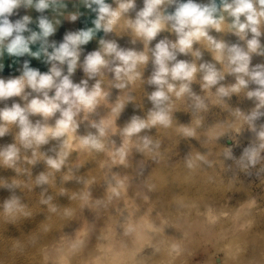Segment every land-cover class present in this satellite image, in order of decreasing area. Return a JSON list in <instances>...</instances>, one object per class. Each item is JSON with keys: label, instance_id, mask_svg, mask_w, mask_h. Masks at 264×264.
Listing matches in <instances>:
<instances>
[{"label": "rangeland", "instance_id": "1", "mask_svg": "<svg viewBox=\"0 0 264 264\" xmlns=\"http://www.w3.org/2000/svg\"><path fill=\"white\" fill-rule=\"evenodd\" d=\"M73 1L65 5L67 9L74 8L76 11L65 15L69 17L73 13H79L75 22L62 19L66 11L48 13L45 10L40 13L23 7L17 11L18 15L24 12L32 17L29 25L32 31H39L38 19L41 16L52 21L56 32L48 40L50 43L56 42L57 45L70 32L93 29V38L88 44L81 46L80 63L87 54L100 50L102 39L114 40L126 50L144 51L150 59L138 69L142 73L141 78L130 82L125 89L115 88L117 81L108 69H103L101 75L88 79L82 68H77L72 76L75 83L88 79L89 87H92L99 80L102 91L107 90L110 98L108 101L99 102V106H105V114L81 112L77 116L79 127L75 133H69L71 139L68 140L70 142L67 141L70 145H67L70 147L64 144L66 148H63L62 145L67 137L63 138V142L60 138L62 146L58 139L51 138L47 144L28 148V152L22 146L19 136H14L11 131H8V136L0 137V148L13 143L19 149L22 147L19 152L21 159H18L20 163H16L22 172L19 167L7 169V166L4 168L5 165H1L6 170H2L5 172L3 178L6 179L0 180V184L16 185L13 184L15 187L11 189L0 187V196L3 195L0 202L5 200L0 203V209L13 197L18 198L19 205L15 211L11 210L12 213L4 208L8 213L7 218H4L8 226L1 219L3 214L6 216L3 212L5 210L0 211V225L2 223L4 226L0 227V264H54L46 256L61 257L65 254L69 259L65 258L64 262L58 264H82L90 252H96L102 246L103 249L111 248V235L117 237L119 234L129 238L137 237L134 245L129 247L133 251L131 256L135 258L129 259L125 264H212L211 260L215 255L230 259L231 264H264V161L249 170H245L240 164L244 148L257 143L256 132L244 121V116L256 105L254 100L247 98L246 92L256 86L249 85L248 89L239 93L221 97L218 89H230L236 83L235 76L225 71L226 61H217L206 42H198L193 45V51H201L199 60L191 53L180 54L177 59L195 63L197 66L201 63L214 64L224 74V79L215 86L205 87L203 73L198 71L190 84L191 93L179 97L175 92L168 93V122L152 124L154 106L149 96L156 88L147 82L154 71L150 49L161 39L167 38L175 42V33L162 31L149 44L135 37L126 26L127 20L135 18V11L143 7V1L140 0H136L138 7L134 11L120 18L118 27L115 26L111 33L96 31V13L87 8L82 0ZM106 2L116 6L114 0ZM196 2L207 3V0ZM169 11H174V7H170ZM57 20L59 24L55 23ZM29 34L25 33L26 36ZM210 34L228 44H244L227 31L218 33L211 30ZM260 39L264 45V35ZM30 49L32 52L39 51L40 42L30 45ZM25 61L41 73L48 72L51 67L45 62L46 57L43 54L39 58L29 54L15 57L4 52L0 55V65H3L0 78L7 80L21 76ZM262 63L264 56L254 54L251 65ZM64 67L66 74V66ZM176 84L178 90L179 82ZM25 91L31 92L30 89ZM52 94L54 93H50ZM129 96L132 99L125 100L123 109L115 112L116 104ZM13 102L21 103V106L27 104L21 97H11L0 101V108L11 106ZM198 103L201 104L199 108L196 107ZM109 113L112 116L108 117ZM133 117H139L148 126L137 134L127 136L123 129L130 124ZM88 118L90 127L86 131L84 125ZM30 119L33 123H44L38 114ZM100 122L107 124L105 136L100 137L103 149L83 146L80 143L81 138L90 133L97 134V129L92 125ZM261 124H264V118L256 122L257 129ZM108 126H112L113 134ZM217 134L230 137L231 144L220 141L219 137L216 139ZM8 137H14L17 142H8ZM146 140L149 141L147 147ZM121 149L126 153L123 160L118 154ZM228 149H231V158L225 155ZM64 151L68 152V156L60 169L47 163L48 159H59L60 153ZM41 175L48 177L44 185L36 182ZM3 193H6L5 197ZM143 215L150 218L151 222L147 225L146 232L122 228L126 223ZM227 241L238 245L234 249V263L233 255L220 248ZM53 242V249L51 247L44 252L43 247ZM13 252L18 254L17 259L21 258L23 261H7L8 255L12 256ZM63 252L65 253L62 254ZM165 259L169 261L165 262Z\"/></svg>", "mask_w": 264, "mask_h": 264}, {"label": "clouds", "instance_id": "2", "mask_svg": "<svg viewBox=\"0 0 264 264\" xmlns=\"http://www.w3.org/2000/svg\"><path fill=\"white\" fill-rule=\"evenodd\" d=\"M82 2L96 13L95 30H103L105 33H111L122 16L136 9V0H114L115 7L106 0ZM21 7L43 13L46 9L55 10L66 5L64 0H0V55L6 52L15 57L29 54L39 58L43 54L46 57L45 62L51 65L48 72L41 73L25 61L21 76L7 80L0 78V101L11 97H21L27 101L25 106L13 102L11 106L0 108V137L8 133V124H15L19 128L22 146L28 149L33 145L47 144L50 138L69 137V133H75L79 127L77 116L81 112L92 113L99 102L108 96L107 92L102 91L101 81L97 80L89 87L88 79L95 78L102 74L103 69H108L117 81L115 88L125 89L130 82L141 78L142 73L138 69L149 62L150 56L144 51L121 48L114 40L102 39L100 50L87 54L80 63L81 46L88 44L93 38V29L70 32L58 45L56 42L50 43L48 38L56 32V27L47 17L41 16L38 19V32L29 28L32 23L29 15L15 21L10 19L13 15H18L17 10ZM170 7H174V11H169ZM78 16L79 13H73L69 19L75 22ZM55 23L60 22L57 20ZM127 27L145 44L151 43L166 30L175 33L177 37L175 42L167 38L161 39L150 49L154 71L147 82L156 88L149 96L154 106L152 124L168 122V93L175 92L178 97L191 93L190 84L198 71L203 73L205 87L215 86L224 79V74L214 64L201 63L197 66L195 63L177 59L180 54L191 53L199 60L202 53L199 49L193 51V45L204 41L215 54L217 61H226L225 71L236 79L230 89H218L221 97L239 93L248 89L249 85L256 86L246 92L247 98L254 100L256 105L244 116V121L256 132L257 143L244 148L240 164L245 170H249L264 161V124L258 129L256 127V122L264 118V63L251 65L254 54L264 56V45L260 39L264 35V0H207V3H197L196 0H143V7L135 11V18L127 20ZM211 30L218 33L230 32L244 44L241 46L218 40L210 34ZM25 33L30 34L26 36ZM37 42H40V50L32 52L30 45ZM49 48L52 50L49 51ZM78 67L82 68L88 79L75 83L72 76ZM2 68L3 65H0V70ZM176 82H179L178 90ZM25 89H30L31 92H26ZM33 93L36 95L29 99ZM131 99L130 96L122 99L116 104L114 111L122 110L125 100ZM196 99L199 100V97ZM200 106L199 103L196 105L197 108ZM57 113L59 117L53 126H49L47 121ZM37 114L43 117L44 123L32 122L30 117ZM147 126L144 120L133 117L123 133L131 136ZM92 127L97 129V134L90 133L81 138L80 143L101 150L104 145L100 137L105 136L107 124L94 123ZM148 143L146 140L145 147ZM64 144L67 146V140ZM19 152L20 149L15 144L0 148V164L14 168ZM118 154L121 160L126 155L123 149ZM225 155L231 158V149ZM67 156L68 152L64 151L60 153L59 159H48L47 163L60 169ZM47 180V176L41 175L36 182L43 184ZM0 187L11 189L14 185L0 184ZM18 205L19 200L16 197L5 202V208L9 211Z\"/></svg>", "mask_w": 264, "mask_h": 264}, {"label": "bare ground", "instance_id": "3", "mask_svg": "<svg viewBox=\"0 0 264 264\" xmlns=\"http://www.w3.org/2000/svg\"><path fill=\"white\" fill-rule=\"evenodd\" d=\"M141 2L143 1V0H140ZM65 2V4H67L68 2H70V3H72V1H64ZM140 3V2H139ZM143 4V3H142ZM143 6V5H142ZM136 7H138V6H136ZM142 8V7H141ZM59 10H57V9H53V8H49V9H46L47 10V12L48 13H51V12H59V11H66L63 15H62V19H64L66 22H68V19H69V17L67 16V15H65V14H68L69 12H73V11H76V9H74V8H72V9H67L66 7L65 8H58ZM138 9V8H137ZM137 11V10H136ZM24 15H26V13H24V12H20V14L18 15V17H10V19H13V18H17V19H19L20 17H22V16H24ZM81 18H82V16H81ZM117 27H118V23H117V25H116ZM120 27V26H119ZM122 27V26H121ZM127 27V26H126ZM121 29V28H120ZM127 29H128V27H127ZM126 29H125V27H124V31H125ZM128 31V30H127ZM130 31H128V33H129ZM108 34V33H107ZM127 34V33H126ZM125 34V35H126ZM133 34V33H132ZM123 36V35H122ZM128 36V35H127ZM125 38V37H124ZM126 39V38H125ZM123 41V40H122ZM121 41V42H122ZM126 41V40H125ZM127 41H129V40H127ZM125 44V43H124ZM130 46H132V45H130ZM136 46V45H135ZM128 47V46H127ZM134 47V46H133ZM137 47V46H136ZM135 48V47H134ZM140 50V49H139ZM148 75V74H147ZM5 76H6V74H5ZM4 79V78H3ZM81 81V80H80ZM104 92H107V90H105ZM36 95V94H35ZM34 94H32V96H30L31 98L33 97V96H35ZM112 95H115V94H112ZM109 95L103 100V102H105L106 100L108 101L109 100ZM21 104V103H20ZM9 106V105H8ZM23 106V105H22ZM105 106H99V104L97 105V107H96V109L93 111V113H95L96 115H102V114H105V108H104ZM107 114V113H106ZM110 116H112V114L111 113H109L108 114V117H110ZM59 117V114L57 113L56 114V116H54V117H52V118H50L48 121H47V123H48V125L49 126H53L54 125V123H55V120L57 119ZM40 120L42 121V122H44V119H43V117H41L40 116ZM40 122V121H39ZM7 127H8V131H11L12 133H14L13 135L15 136V135H17V136H19V128H17L14 124H8L7 125ZM84 127H85V130L86 131H88L89 130V127H90V125H89V118L87 119V122H86V124L84 125ZM108 130L113 134L114 133V130L112 129V126H108ZM242 133H244V131H241ZM10 133V132H9ZM241 133V134H242ZM11 134V133H10ZM7 135V134H6ZM8 136V135H7ZM16 136V137H17ZM70 136V135H69ZM79 136V135H78ZM219 137V139H220V141H224V143H227L228 145H230L231 144V142H232V139L230 138V137H222V136H220V135H218V136H216V139ZM9 138V137H8ZM69 137H67V141L68 140H70L71 139V137L68 139ZM81 138V137H80ZM18 139V138H17ZM51 139V138H50ZM219 139L217 140V141H219ZM8 140V139H7ZM13 140V142L15 141V142H17V140L16 139H14V137H12V138H9V140H8V142H10V141H12ZM60 139H58V142H59V144H60V141H64V139L62 138L60 141H59ZM56 141V140H55ZM2 142V141H1ZM7 142V141H6ZM68 142H70V141H68ZM57 143V142H56ZM71 143H72V141H71ZM2 144V143H1ZM14 144V143H13ZM58 144V145H59ZM68 145H70L69 143H67ZM3 145V144H2ZM1 145V146H2ZM17 145V144H16ZM61 145V144H60ZM63 146H64V143L62 144ZM61 145V146H62ZM67 145V146H68ZM5 146H7V144L5 145ZM35 146V145H34ZM60 146V147H61ZM36 147V146H35ZM68 147H70V146H68ZM22 148V147H21ZM20 148V149H21ZM38 148V147H37ZM36 148V149H37ZM63 148H66L65 146L63 147ZM62 148V149H63ZM24 149V148H23ZM22 149V150H23ZM36 149H34V150H36ZM28 150V152L30 151L29 149H27ZM66 150V149H65ZM25 151V150H24ZM32 151V150H31ZM37 151V150H36ZM33 152H35V151H33ZM32 152V153H33ZM22 154V153H21ZM31 155V154H30ZM20 157V156H19ZM19 159H21V158H19ZM19 163H20V161H18ZM1 165L2 164H0V168H1ZM4 167V166H3ZM15 167H17V166H15ZM14 167V168H15ZM19 167V166H18ZM17 167V168H18ZM4 168H6V166L4 167ZM22 168V167H21ZM7 169H8V167H7ZM16 169V168H15ZM1 171H0V180H4V179H6V178H3L4 176L3 175H5L4 173V171H6V170H4V169H0ZM2 170H4V171H2ZM11 170V169H10ZM14 170V169H13ZM19 170L21 171V169H20V167H19ZM42 170V169H41ZM12 171V170H11ZM16 171V170H15ZM14 171V172H15ZM19 171V172H20ZM25 171V170H24ZM30 171V170H29ZM7 172H8V170H7ZM22 172V171H21ZM11 173V172H10ZM7 174V173H6ZM21 174V173H20ZM19 174V175H20ZM2 175V176H1ZM26 175V174H25ZM28 175V174H27ZM8 176V175H7ZM192 176H193V174H192ZM10 177V176H9ZM54 177V176H53ZM28 179V178H27ZM55 179V178H54ZM186 179H188V178H186ZM4 184H6V183H4ZM11 184H14V183H11ZM33 184V183H32ZM32 184H30V185H32ZM189 184V183H188ZM187 184V185H188ZM14 185H16V184H14ZM34 185V184H33ZM42 185H44V183L42 184ZM47 185V184H46ZM180 185V184H179ZM39 186V185H38ZM15 187V186H14ZM25 188H26V186H24ZM16 188H17V186H16ZM18 189V188H17ZM31 189H32V187H31ZM37 189V188H36ZM39 189V188H38ZM13 190H14V188H13ZM154 191V190H153ZM0 192H2V191H0ZM3 192H5V191H3ZM102 192V191H101ZM32 193V192H31ZM4 194V193H3ZM6 194V193H5ZM5 194H4V197H5ZM82 194V193H81ZM31 195V194H30ZM52 195V194H51ZM1 196H3V195H1ZM1 196H0V199H1ZM160 196V195H159ZM7 197V196H6ZM30 197V196H29ZM29 197H28V199H29ZM32 197V196H31ZM25 198V197H24ZM4 199V198H3ZM27 199V198H26ZM139 199V198H138ZM142 200V199H141ZM2 201H5V200H2ZM1 201V202H2ZM30 201V200H29ZM0 202V203H1ZM126 202H127V200L125 201V203L124 204H126ZM87 203H89V202H86V204ZM139 202H137V204H138ZM5 204V203H4ZM3 204V208H1L0 209V211L2 212L3 210L2 209H4L5 208V205ZM188 204V203H187ZM2 204H0V206H1ZM139 205V204H138ZM141 205H144V204H141ZM147 205H149V204H147ZM147 205H146V207H147ZM24 206V205H23ZM39 206H40V204H39ZM130 206V205H129ZM49 207V206H48ZM152 207V206H151ZM46 208V207H45ZM140 208V207H139ZM144 208V207H143ZM187 208V207H186ZM6 209V208H5ZM4 209V210H5ZM22 209V208H21ZM38 209V208H37ZM181 210V209H180ZM8 211V210H7ZM13 211H15V209H13ZM147 211V210H146ZM3 212H5V214H6V216L3 214V218L1 217V219L5 222L6 220H4V218H7V212H6V210L5 211H3ZM11 212V211H10ZM19 212V211H18ZM12 213V212H11ZM14 213H16V212H14ZM0 214H2V213H0ZM10 214V213H9ZM39 214V213H38ZM41 214V213H40ZM11 215V214H10ZM9 215V216H10ZM146 215V214H145ZM145 215H143V216H138L137 218H135L132 222H128V223H126L122 228L123 229H125V230H128V229H131L132 231H136V232H140V231H142V230H145V232H146V229H147V225L148 224H150L151 222H150V218H148L147 216H145ZM36 216V215H35ZM34 216V217H35ZM152 216V215H151ZM151 216H149V217H151ZM23 217V216H22ZM22 217H20V219L22 218ZM153 217V216H152ZM0 219V220H1ZM4 224H6V222L4 223ZM7 224H8V222H7ZM6 224V225H7ZM8 226V225H7ZM0 227H4V226H2V223H1V225H0ZM71 227V226H70ZM204 227H205V225H204ZM5 228H6V231H8L7 230V227L5 226ZM77 228V227H76ZM70 229V228H69ZM4 230V229H3ZM72 230V229H71ZM165 230H166V228H165ZM163 232V231H162ZM160 233V232H159ZM166 233V232H165ZM130 234H132L131 232H130ZM167 234V233H166ZM169 234V233H168ZM135 235V234H134ZM170 235V234H169ZM130 236H133V235H130ZM136 236H137V234H136ZM154 237V236H153ZM155 237H157V235H155ZM154 237V238H155ZM160 237V236H159ZM164 237V236H163ZM162 237V238H163ZM170 237H171V235H170ZM236 237V236H235ZM137 238V237H136ZM136 238H134V236L132 237V238H129L128 236H124V235H122V234H119L117 237L116 236H112L111 235V241H110V246H111V248H109V249H103V246H102V248L100 249V250H98V251H96V252H88L89 254L87 255V256H85V258H84V260H83V263L82 264H89V262H91V264H121V263H123V264H125L129 259L131 260V258H133L134 256H131L132 254V252H131V249H129V247H130V245L132 244V245H134V243H135V241H134V239H136ZM155 240H156V238H155ZM160 240V239H159ZM222 240V239H221ZM54 242L56 241V240H53ZM54 242H53V244L52 243H49L48 245L49 246H46V247H43V251L44 252H47V250L48 249H50L52 246L54 247ZM151 242H153V241H151ZM154 242H156V241H154ZM159 242V241H158ZM166 242V241H165ZM219 242V241H218ZM161 243H162V241H161ZM152 244V243H151ZM155 244H157V243H155ZM239 244V243H238ZM60 246V245H59ZM53 247L51 248V250L53 249ZM238 247V245L236 246V243H233L232 241H227V242H225V244H223V245H221L220 246V248L221 249H223L225 252H228V253H230V254H232L233 256H232V262L234 263V258H235V251H234V249H236ZM66 248H68V247H66ZM66 248H65V250L64 251H66ZM55 249V248H54ZM71 249V248H70ZM69 249V250H70ZM57 251V250H56ZM153 251V250H152ZM81 252V251H80ZM151 251L149 250V253H150ZM14 254H12V256L10 255H8V259H7V261H9V259L11 260V261H16V262H18V263H20V261L22 262L23 261V259H21V258H19V259H17L16 257L18 256V254L17 253H15V252H13ZM52 253H53V251H52ZM65 252H63L62 254H64ZM11 254V253H10ZM78 254V253H77ZM52 255V254H51ZM66 255V254H65ZM65 255H63V256H61V257H55L56 255H54V256H46V258L47 259H50L51 260V262L53 261L54 262V264H58V262H64L65 261V258L68 260L69 258H67ZM79 255V254H78ZM145 255H147L146 253H145ZM1 257V256H0ZM74 257V256H73ZM79 257V256H78ZM14 258V259H13ZM45 258V259H46ZM80 258V257H79ZM135 258V257H134ZM49 260V261H50ZM72 260H73V258H72ZM129 260V261H130ZM151 260V259H150ZM25 261L27 262V260L25 259ZM48 261V260H47ZM133 261H134V259H133ZM146 261V260H145ZM165 262H168L169 260L168 259H165L164 260ZM251 261H253V260H251ZM52 262V263H53ZM82 262V261H81ZM152 262V261H151ZM211 262H212V264H231V260L229 259H226L224 256H222V255H215L213 258H212V260H211ZM48 263V262H47ZM144 263V262H143ZM147 263H148V261H147ZM164 263V262H163ZM61 264V263H60ZM159 264H160V262H159Z\"/></svg>", "mask_w": 264, "mask_h": 264}, {"label": "crops", "instance_id": "4", "mask_svg": "<svg viewBox=\"0 0 264 264\" xmlns=\"http://www.w3.org/2000/svg\"><path fill=\"white\" fill-rule=\"evenodd\" d=\"M64 1H72V2H74L73 0H64Z\"/></svg>", "mask_w": 264, "mask_h": 264}]
</instances>
